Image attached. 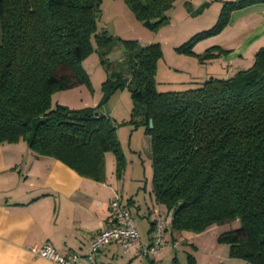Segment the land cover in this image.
<instances>
[{
    "label": "trees",
    "instance_id": "1",
    "mask_svg": "<svg viewBox=\"0 0 264 264\" xmlns=\"http://www.w3.org/2000/svg\"><path fill=\"white\" fill-rule=\"evenodd\" d=\"M175 1L124 0L151 28L167 20ZM257 1L224 0L216 24L179 48L193 51L224 28L232 11ZM100 13L101 0H0V143L24 140L37 155L96 180L105 178L106 152L114 154L118 176L124 169L116 122L96 107H53L51 96L88 81L81 61L92 39L98 46L115 40L98 30ZM121 44L123 69L103 84L130 90V121L143 126L152 192L170 213V231L199 233L238 221L220 239L231 256L264 264V45L229 77L158 91L160 44Z\"/></svg>",
    "mask_w": 264,
    "mask_h": 264
},
{
    "label": "crops",
    "instance_id": "2",
    "mask_svg": "<svg viewBox=\"0 0 264 264\" xmlns=\"http://www.w3.org/2000/svg\"><path fill=\"white\" fill-rule=\"evenodd\" d=\"M211 44L225 50L223 64L236 71L249 67L255 51L264 45V0L232 11L220 32L194 47L200 51ZM146 138H140L141 149L147 145ZM150 169L148 181L144 164L131 166L125 160L118 176L115 156L106 152L105 178L96 180L80 175L58 159L37 155L24 140L0 143V264H53L30 252L33 245L43 242L63 254H85L90 241L109 225V202L114 196L126 203L131 215L135 213L132 217L140 238L126 251L119 242L109 243L95 255V264H168V258L176 261L175 250L181 243L178 235L193 242L197 233L170 231V213L152 192ZM158 215L166 218L164 237L168 244L157 255L144 257L138 247L141 242H151L152 224Z\"/></svg>",
    "mask_w": 264,
    "mask_h": 264
},
{
    "label": "rangeland",
    "instance_id": "3",
    "mask_svg": "<svg viewBox=\"0 0 264 264\" xmlns=\"http://www.w3.org/2000/svg\"><path fill=\"white\" fill-rule=\"evenodd\" d=\"M223 1L176 0L168 11L167 20L151 28L135 18L124 0H101V13L97 20L98 30L107 31L115 40L105 46H98L92 39V51L84 55L81 61L88 81L54 91L51 96L52 106L61 104L72 109L96 107L99 111L111 114L110 117L116 122L117 134L127 164L131 166L144 164L147 167L146 175L149 181L151 172L149 149L147 145L141 149L140 138L144 135L143 126L130 121L132 119L130 90L109 89L103 83L111 72L123 69L122 39H134L140 44H160L162 54L157 61L155 76L158 91L195 87L199 85L198 80L206 76L224 77L233 74L236 70L232 69L231 65L222 63L225 50L221 49L220 45L211 44L200 51L193 46L191 52L179 48L195 33L216 24ZM238 37L236 36V39ZM132 214L135 216L134 212ZM238 226V221L213 224L197 233L193 239L194 243L189 241L190 239L185 240L183 235H178L177 238L181 239V243L175 250L177 260L174 262L170 258L165 260L168 264L171 262L172 264H250L241 258L231 256L228 243L220 239L221 233ZM145 259L143 260L146 261Z\"/></svg>",
    "mask_w": 264,
    "mask_h": 264
},
{
    "label": "built area",
    "instance_id": "4",
    "mask_svg": "<svg viewBox=\"0 0 264 264\" xmlns=\"http://www.w3.org/2000/svg\"><path fill=\"white\" fill-rule=\"evenodd\" d=\"M109 209L111 217L109 225L100 230L90 241L88 251L85 254L77 252L63 254L56 250L49 242L33 245L30 248L31 254L35 257L48 259L53 264H80L82 261L95 264V255L100 249L111 242H119L124 251H126L130 245L140 238L135 220L128 206L119 196H114L110 200ZM166 225L165 217L162 215L156 216L152 224V240L148 244L144 242L139 244V254L144 257L155 256L168 244V241L164 237Z\"/></svg>",
    "mask_w": 264,
    "mask_h": 264
},
{
    "label": "water",
    "instance_id": "5",
    "mask_svg": "<svg viewBox=\"0 0 264 264\" xmlns=\"http://www.w3.org/2000/svg\"><path fill=\"white\" fill-rule=\"evenodd\" d=\"M150 125H151V121H150ZM178 206H180V203L178 204ZM174 215H175V211H172L171 217H173Z\"/></svg>",
    "mask_w": 264,
    "mask_h": 264
}]
</instances>
